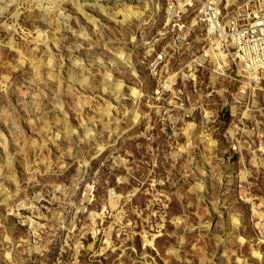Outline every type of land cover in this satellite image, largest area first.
<instances>
[{"label":"rangeland","instance_id":"obj_1","mask_svg":"<svg viewBox=\"0 0 264 264\" xmlns=\"http://www.w3.org/2000/svg\"><path fill=\"white\" fill-rule=\"evenodd\" d=\"M165 4L16 0L0 11V264H264V72L211 63L157 96L147 61L165 51L179 72L206 44L196 32L180 46ZM44 17L54 30L42 25L41 40L27 22ZM37 45L58 79L44 76L36 96L30 66L15 63Z\"/></svg>","mask_w":264,"mask_h":264},{"label":"built area","instance_id":"obj_2","mask_svg":"<svg viewBox=\"0 0 264 264\" xmlns=\"http://www.w3.org/2000/svg\"><path fill=\"white\" fill-rule=\"evenodd\" d=\"M164 15L170 31L168 34H173L180 46L187 44L196 32L204 35L206 44L200 55L206 56V61L201 64L198 56H195L185 68L173 72V58L165 51L155 54L147 61V69L161 80L157 96L164 98L175 94L179 81L184 85H191L192 82L196 84V70L212 63L206 50L218 53L217 61L225 65V71L233 66H241L240 74L244 76L251 72L263 74L264 63L256 69L254 66L264 62V34L255 35L254 26L264 28V0H166ZM173 45L176 46V41ZM244 57L253 64L252 67L242 60ZM216 74L221 75L218 72ZM168 77L174 78V82L171 87H164ZM175 99L176 108L183 105L185 95L182 90H179V97Z\"/></svg>","mask_w":264,"mask_h":264},{"label":"bare ground","instance_id":"obj_3","mask_svg":"<svg viewBox=\"0 0 264 264\" xmlns=\"http://www.w3.org/2000/svg\"><path fill=\"white\" fill-rule=\"evenodd\" d=\"M14 1H16V0H0V11L1 12L4 11L7 8V6L10 5ZM55 7H56V9L60 8V6H58L57 4H56ZM55 7H52L50 9L54 10ZM60 15H64V14L60 13ZM65 18H69V17H65ZM262 21L264 22V20H262ZM44 22H46L45 17H44V21L32 20L30 22H27L28 23L27 25L30 27V29H37V36L39 38H41V40H42V37H44V35L46 33V32H43L42 25L51 28V31L54 30V28L52 27L53 22H52V24L51 23L45 24ZM40 27H41L42 30H39ZM254 28H255V31H256L255 35H260L261 33L264 34V28H262L261 26L255 25ZM84 36H87V34L84 33ZM41 40L38 39L37 42L39 43ZM39 50H40L39 49V45H37L32 50V52H29V53H23L21 51H18V54H20V57H18V59H17V61L15 63L16 67H21V68H23L25 66V64H28L30 66V71H31V74L33 75V83L35 84V87H37L38 90H39V91H36L37 93L35 92L36 96L39 95L40 93H42V82L44 80V76L45 77L47 76V78L51 79V80H54L56 78L58 79V75H56L55 71L53 70V67L55 66V61H54L53 55L49 54L48 58L43 59V57H40L39 54H38ZM151 51H152V49H151ZM206 54L209 57L208 59L210 60V62L214 63V65L217 66L218 70L225 71V69H224L225 65H223V63L220 60L217 61V59L219 58L217 52H215L213 50H206ZM245 58L246 57L242 58V60H245ZM116 59H117V63L118 64H128L129 65L128 67H130V66L132 67L129 57L126 58L123 55L118 54ZM197 59H198V61L201 64H204V62L206 61V56L200 55V56L197 57ZM70 62H72L74 65H78L79 64V61H77V60H75L73 58L70 60ZM245 63L248 64L250 67H252V65H253L251 63H248L246 60H245ZM263 63L264 62L255 64L254 69H256V67L258 65L263 64ZM44 65L48 66V68H49V71L47 72L46 75H44V73H43ZM237 69L240 72L241 66L238 67ZM255 75H256L255 72H251V74H248L247 77H251V76H255ZM172 79L173 78H169L168 81H166V83L163 86L164 87H170V82L173 81ZM4 80L8 83V78L7 77H4ZM87 80H88V78L84 77L82 82H86ZM105 80L106 81H105L104 85L106 86L108 84V86L113 88V91H115L117 94L120 95V92H121V89H122L123 85L120 82H115V84H114L115 88L112 85H110L108 83V81H113L114 79H112V75L109 72H107L105 74ZM132 94L135 95L137 99H139V98H141L143 96V94H141V92L137 91L136 89L132 90ZM54 106H56V105H54ZM108 108H110V106ZM35 111L37 113L41 114V112H43V109H41V107H39V104H37L36 107H35ZM8 117H9L8 109H6L5 106H2L0 108V119L1 120H6ZM35 117H37V119H42V117H40L39 115H35ZM29 119L31 120V119H33V117L30 116ZM72 134H73L72 131H67L65 133V135H63V136L65 138L69 139V137L70 138L72 137ZM83 134L85 136H89L90 135V133L88 132L87 129L83 131ZM60 136L61 135H60L59 132L55 135V137H57V139ZM9 159H10V156L6 158V162L7 163L9 161ZM260 217L263 218V215L260 214Z\"/></svg>","mask_w":264,"mask_h":264}]
</instances>
